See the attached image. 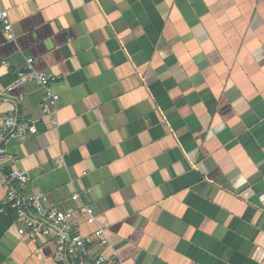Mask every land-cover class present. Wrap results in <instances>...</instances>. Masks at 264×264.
<instances>
[{
	"label": "crops",
	"instance_id": "0c3cea01",
	"mask_svg": "<svg viewBox=\"0 0 264 264\" xmlns=\"http://www.w3.org/2000/svg\"><path fill=\"white\" fill-rule=\"evenodd\" d=\"M2 10L14 37L0 25V91L27 58L58 78L50 117L32 82L0 97V125L15 112L37 131L6 144L28 172L24 194L70 210L83 236L103 226L109 244L92 253L125 264H264V0H0ZM18 227L0 213V264H53V245Z\"/></svg>",
	"mask_w": 264,
	"mask_h": 264
},
{
	"label": "built area",
	"instance_id": "2783aa9c",
	"mask_svg": "<svg viewBox=\"0 0 264 264\" xmlns=\"http://www.w3.org/2000/svg\"><path fill=\"white\" fill-rule=\"evenodd\" d=\"M0 25L5 41L13 39V23L9 12H0ZM26 74L21 76L14 84L0 91V97H4L17 87L26 82H32L39 86L43 93L40 100L41 111L44 117L55 114L60 97L54 91L57 77L51 74L39 72L34 67V60L27 58L25 61ZM19 96L18 100H21ZM55 125L54 121H51ZM35 125L18 116L15 112L3 116L0 125V188L3 196L0 199V213L11 212L15 221L19 224L17 233L21 237L35 241L39 238L50 243L54 247L53 264H125L122 259L105 253H92L91 250L105 249L108 237L103 226H99L88 236L80 234L73 220L70 210H60L47 207L43 194H24L23 188L29 185V175L24 169L17 166L18 159L9 154L6 144L12 139L25 140L36 134ZM9 159L11 167L6 170L2 164ZM81 213L91 217L92 208L85 206Z\"/></svg>",
	"mask_w": 264,
	"mask_h": 264
}]
</instances>
